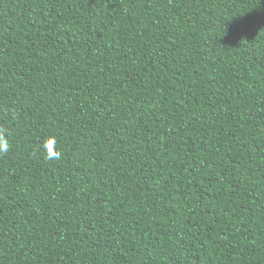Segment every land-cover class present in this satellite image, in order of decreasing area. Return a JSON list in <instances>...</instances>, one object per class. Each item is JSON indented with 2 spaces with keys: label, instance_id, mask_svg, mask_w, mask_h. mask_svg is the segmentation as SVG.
<instances>
[{
  "label": "trees",
  "instance_id": "obj_1",
  "mask_svg": "<svg viewBox=\"0 0 264 264\" xmlns=\"http://www.w3.org/2000/svg\"><path fill=\"white\" fill-rule=\"evenodd\" d=\"M0 129V264H264V0H0Z\"/></svg>",
  "mask_w": 264,
  "mask_h": 264
},
{
  "label": "clouds",
  "instance_id": "obj_2",
  "mask_svg": "<svg viewBox=\"0 0 264 264\" xmlns=\"http://www.w3.org/2000/svg\"><path fill=\"white\" fill-rule=\"evenodd\" d=\"M56 140L55 137L47 138L43 144L42 149L44 153V158L46 160L59 159L61 152L55 149ZM10 149V144L6 138V130L0 129V155L7 153Z\"/></svg>",
  "mask_w": 264,
  "mask_h": 264
}]
</instances>
